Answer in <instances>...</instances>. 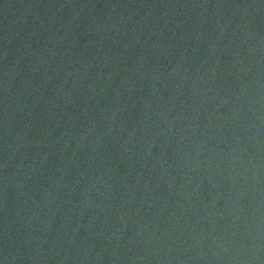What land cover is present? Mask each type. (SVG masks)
<instances>
[{
    "label": "water",
    "instance_id": "95a60500",
    "mask_svg": "<svg viewBox=\"0 0 264 264\" xmlns=\"http://www.w3.org/2000/svg\"><path fill=\"white\" fill-rule=\"evenodd\" d=\"M0 264H264V0H0Z\"/></svg>",
    "mask_w": 264,
    "mask_h": 264
}]
</instances>
